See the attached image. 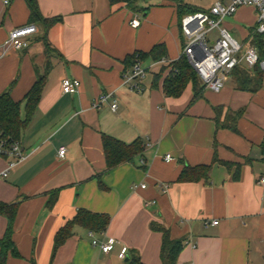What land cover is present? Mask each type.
Listing matches in <instances>:
<instances>
[{"label":"crops","instance_id":"0c3cea01","mask_svg":"<svg viewBox=\"0 0 264 264\" xmlns=\"http://www.w3.org/2000/svg\"><path fill=\"white\" fill-rule=\"evenodd\" d=\"M38 2L44 18L62 17V22L48 30L37 24L29 48L15 51L4 43L15 28L28 25L29 9L25 0H0V95L10 92L21 102L24 118L27 93L38 76H46L20 140L26 159L3 178L10 160L0 155V202L18 203L13 241L20 257L10 255L7 264H128L134 254L143 264H163V234L153 225L167 228L172 240L184 241L176 264H264V187L259 184L264 72L256 92L238 90L230 78L218 93L200 85L195 99L189 83L181 96L169 97L164 90L168 67L149 58L142 61L148 72L140 90L124 84L132 67L128 59L134 55L136 61L138 53L164 44L166 59L178 61L185 44L182 18L229 0L209 7L200 0H135L132 6L111 0ZM245 7L223 23L233 24L224 28L247 48L253 45L256 19L246 21L242 12L256 8ZM134 19L140 26H131ZM240 26L247 27L244 33ZM217 35L213 32L210 42ZM64 78L81 82L77 94H63ZM106 94L118 101L115 111L111 101L92 106ZM236 115L238 133L226 127ZM104 135L126 144L141 140L142 157L107 170ZM167 155L173 161L167 162ZM215 156L233 167L214 164L207 183L178 181L186 164L211 165ZM80 211L108 216V227L97 233L75 226L54 255L56 234ZM214 221L219 224L212 226ZM6 228L0 216V240ZM109 237L118 242L110 254L92 243ZM123 247L129 249L125 261L118 257Z\"/></svg>","mask_w":264,"mask_h":264},{"label":"trees","instance_id":"16d2710c","mask_svg":"<svg viewBox=\"0 0 264 264\" xmlns=\"http://www.w3.org/2000/svg\"><path fill=\"white\" fill-rule=\"evenodd\" d=\"M29 9V23L28 25H42L46 30L62 22V17H55L46 19L40 11L38 0H25ZM123 2L132 6L135 0H111V3ZM197 13V11L193 12ZM252 44L256 46L260 53V59L264 60V36L255 35ZM49 44L46 41V52L49 53ZM138 58L142 62L146 59H151L154 62H159L167 58V48L164 44L156 45L149 53H138ZM131 66L134 64V55L128 59ZM51 68V63L48 61L47 70ZM172 71L164 80V90L169 97H179L189 83H193L196 94L195 99L200 97L201 82L195 70L189 64L185 57H181L178 61L172 64ZM236 88L240 91L256 92L262 87L263 71L259 65L253 69H248L243 65L237 66L232 74ZM46 76H38L34 85L25 97V117L21 114V102H16L10 92H5L0 95V141L6 143L20 142L22 135L28 125L30 124L39 102L43 95ZM222 108H217L216 111L221 112ZM241 115V113L239 114ZM233 117L232 122L226 127L238 133L237 119L238 116ZM264 151V142L262 144ZM145 146L141 140H136L131 144H126L114 137L103 136V151L106 159L107 170H111L119 164L125 162H132L137 157H142ZM214 164H220L227 168H232L233 165L220 161L216 156L211 165H200L191 167L185 165L183 171L178 179L179 182L190 183H207L209 175ZM241 165H237L235 179H238ZM58 193L54 194V198L48 201L47 208H53ZM18 211V203L5 204L0 202V216L7 220V228L4 237L0 240V264H7L8 257L13 255L20 257V254L14 244V222ZM109 217L106 215L92 214L86 211L80 213L65 227L60 229L54 240V255L57 250L66 242V240L73 234V229L77 225L84 226L92 232L101 233L106 230L109 225ZM153 229L160 231L163 234L161 257L163 264H176L178 257L185 247L183 240H172L170 232L167 228L153 225ZM128 264H143L138 255H132Z\"/></svg>","mask_w":264,"mask_h":264},{"label":"built area","instance_id":"2783aa9c","mask_svg":"<svg viewBox=\"0 0 264 264\" xmlns=\"http://www.w3.org/2000/svg\"><path fill=\"white\" fill-rule=\"evenodd\" d=\"M9 4V1L5 2ZM255 7L258 10V22L255 28L256 35L264 36V0H229L227 5L221 2L213 5L209 11L197 12L186 15L181 20L182 34L185 44L182 50V57H185L192 68L197 73L201 84L210 88L214 92L224 89L226 82L231 78L233 70L240 65L248 69H253L259 65L264 72V60L260 59V53L256 46L245 48L237 41L222 24L225 19L232 17L241 7ZM132 27L140 26V21H131ZM217 32L218 35L210 42V35ZM38 33L36 25H26L15 28L11 31L8 40L4 43L6 50L13 49L22 51L31 45V38ZM6 52H4L5 54ZM168 67V76L172 71L173 61L163 59L159 62ZM146 69L138 58L131 69L124 75V84L131 89L140 90V82L147 76ZM63 94H77L81 88V82L77 79L64 78L61 82ZM111 101V108L115 111L118 108V101L113 94L101 95L93 103V107L98 109L103 104ZM67 153L65 147L60 148L59 156L64 158ZM0 155L6 156L10 162L7 168L1 173L3 178L8 177L10 171L26 159L25 152L20 144L6 143L0 141ZM167 162L173 161L170 155L165 157ZM145 165L144 161H141ZM259 184L264 187V174L259 179ZM145 188V186H142ZM219 221L212 222V226H217ZM93 237V233H91ZM93 245L98 247L104 254H110L115 250L117 240L109 237L105 241L93 240ZM128 247H123L118 255L121 261H125L128 255Z\"/></svg>","mask_w":264,"mask_h":264},{"label":"rangeland","instance_id":"374dc122","mask_svg":"<svg viewBox=\"0 0 264 264\" xmlns=\"http://www.w3.org/2000/svg\"><path fill=\"white\" fill-rule=\"evenodd\" d=\"M201 1V4H202V6H207V7H209L211 4H212V2H214V1H216V0H200ZM137 8L138 7H136L135 9L137 10ZM244 8H246V7H244ZM248 8V7H247ZM240 9H242V8H239V10ZM242 14L244 15V18H245V20L246 21H254L255 19H256V26H257V22H258V12H257V10L255 9V10H253V8H250V9H246V10H244L243 12H242ZM235 15H236V13H235ZM227 25H229V26H233V24L232 23H230L229 22V20H227L225 23H223V27H226ZM255 26V27H256ZM241 28H243V29H241ZM245 28H247L246 26H240V27H237V29H238V31H239V33H244L245 31H244V29ZM216 32H214V34H215ZM252 35H253V38L255 37V35H256V33H255V29L252 31ZM253 38H252V40H253Z\"/></svg>","mask_w":264,"mask_h":264}]
</instances>
